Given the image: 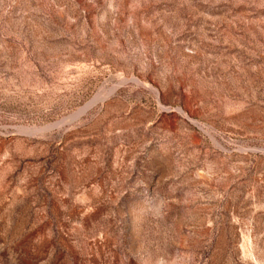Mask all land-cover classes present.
Returning <instances> with one entry per match:
<instances>
[{"label":"rangeland","instance_id":"1","mask_svg":"<svg viewBox=\"0 0 264 264\" xmlns=\"http://www.w3.org/2000/svg\"><path fill=\"white\" fill-rule=\"evenodd\" d=\"M0 264H264V0H0Z\"/></svg>","mask_w":264,"mask_h":264},{"label":"bare ground","instance_id":"2","mask_svg":"<svg viewBox=\"0 0 264 264\" xmlns=\"http://www.w3.org/2000/svg\"><path fill=\"white\" fill-rule=\"evenodd\" d=\"M93 102V100H92ZM96 102V101H95ZM91 104L87 105L86 107H84L76 116H79L80 114L84 113L89 107H90ZM93 106V105H92Z\"/></svg>","mask_w":264,"mask_h":264}]
</instances>
